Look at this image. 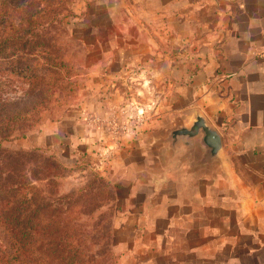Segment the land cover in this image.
<instances>
[{
    "label": "crops",
    "instance_id": "1",
    "mask_svg": "<svg viewBox=\"0 0 264 264\" xmlns=\"http://www.w3.org/2000/svg\"><path fill=\"white\" fill-rule=\"evenodd\" d=\"M122 7L125 18L111 6L108 26L97 30H114V39L97 43L120 51L133 45V96L153 93L141 86L151 70L166 82L164 94L178 95L184 116L176 127L200 114L222 146L205 160L201 136L172 147L171 129H153L166 127L163 119H143L145 131L119 147L107 176L125 244L120 264H264V0H133ZM118 58L121 67L128 62ZM108 93L122 94L119 87ZM133 101L148 111L149 103ZM110 102L91 98L90 112L82 106L83 117L45 125L51 129L35 145L93 142L88 127L114 109Z\"/></svg>",
    "mask_w": 264,
    "mask_h": 264
},
{
    "label": "rangeland",
    "instance_id": "2",
    "mask_svg": "<svg viewBox=\"0 0 264 264\" xmlns=\"http://www.w3.org/2000/svg\"><path fill=\"white\" fill-rule=\"evenodd\" d=\"M11 1L7 0L9 8L12 7ZM123 2L132 3L133 0H68L67 10L51 15L50 26L44 29L50 33L52 62L60 66L52 65L47 70L46 61L39 60L40 65L36 70L38 78L34 80L12 72L9 62L0 58V122L14 126L12 136L0 138V145L10 150L37 148L43 155L41 161L48 158L59 163L61 175L57 172L51 186L56 194L54 197L68 195V200L76 203L81 196L68 218L74 225L71 232L78 230L77 224H82L79 233L87 239V248L82 252L87 262L82 264H94L93 260L88 262L86 257L96 253L104 254L96 264H120L121 252L125 249L122 228L114 220L113 188L107 183L115 152L120 151L119 147L133 145V136L145 131L141 127L143 119H163L161 121L166 127L154 126L153 129H159L157 133H165L179 125L184 116V111L179 110L175 90L164 94L166 82H161L151 70L141 76V86L151 87L153 93L133 96V86L139 85L138 81H133V45L122 51L111 47L108 42L98 45V39H114V30H97L100 26H108L111 6L119 7V19L125 18ZM39 32L44 34L43 30ZM121 55L129 62L122 67L117 61ZM156 65L161 67V64ZM152 66L155 67V64ZM146 77H150L147 83ZM101 86L108 87L106 95L91 93ZM32 87L44 92L35 95ZM115 87H119L122 94L116 96L108 93ZM137 97L149 103L148 111L133 101ZM91 98L97 102L107 99L108 103L110 99L114 107L113 110L108 107L105 117L99 116L100 121L92 122L93 126L88 127L95 130L93 142L76 141L69 144L63 141L60 145H35L43 129H51V126L45 125L61 122L75 114L83 117L84 112L78 110L82 106L86 111L91 110L88 103ZM33 107L35 110L27 118L5 123L7 116L19 111L24 114ZM69 124L71 128L77 126L72 121ZM0 132L3 131L0 129ZM105 134L107 138H104ZM28 145L30 147L27 148ZM45 182H39L40 188L48 192ZM97 223H101L99 228H96Z\"/></svg>",
    "mask_w": 264,
    "mask_h": 264
},
{
    "label": "trees",
    "instance_id": "3",
    "mask_svg": "<svg viewBox=\"0 0 264 264\" xmlns=\"http://www.w3.org/2000/svg\"><path fill=\"white\" fill-rule=\"evenodd\" d=\"M67 1L13 0L9 8L7 0H0V58L9 62L12 72L34 80L38 78L39 60L46 61L47 70L60 66L52 62L50 33L44 29L50 26L51 15L67 10ZM42 30L45 35L39 32ZM31 90L35 95L44 92L34 87ZM34 110L15 112L5 118V123L27 118ZM13 128L0 122V138L12 136ZM38 151L10 150L0 145V264L87 262L82 254L87 239L79 233L82 224L71 232L74 225L68 218L81 196L76 203L68 200V195L54 197L51 186L61 166L48 158L41 161L43 155ZM44 180L48 192L40 188L39 182ZM107 183L111 184L109 180ZM100 225L97 223L96 228ZM103 256L96 253L86 258L96 264Z\"/></svg>",
    "mask_w": 264,
    "mask_h": 264
},
{
    "label": "water",
    "instance_id": "4",
    "mask_svg": "<svg viewBox=\"0 0 264 264\" xmlns=\"http://www.w3.org/2000/svg\"><path fill=\"white\" fill-rule=\"evenodd\" d=\"M201 136V141L207 148L205 160H212L217 158L222 146V139L220 133L207 124L205 118L197 114L190 126H178L172 128L168 134L167 142L172 147L180 145L192 146L194 138Z\"/></svg>",
    "mask_w": 264,
    "mask_h": 264
}]
</instances>
